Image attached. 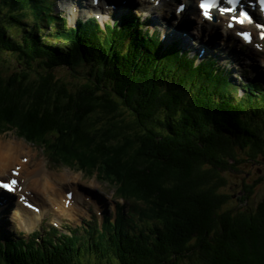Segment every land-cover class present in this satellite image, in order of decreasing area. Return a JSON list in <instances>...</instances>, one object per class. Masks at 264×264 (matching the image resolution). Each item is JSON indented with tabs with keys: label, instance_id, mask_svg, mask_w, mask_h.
I'll use <instances>...</instances> for the list:
<instances>
[{
	"label": "trees",
	"instance_id": "trees-1",
	"mask_svg": "<svg viewBox=\"0 0 264 264\" xmlns=\"http://www.w3.org/2000/svg\"><path fill=\"white\" fill-rule=\"evenodd\" d=\"M45 21L65 44L38 36ZM64 21L50 0H0V54L12 58L0 56V132L99 170L126 205L83 234L0 241V264H264V198L252 213L225 209L220 175L264 158L262 86L239 96L214 59L194 70L181 44L161 50L129 14L104 44L93 20L77 32ZM63 66L72 81L56 75Z\"/></svg>",
	"mask_w": 264,
	"mask_h": 264
},
{
	"label": "rangeland",
	"instance_id": "rangeland-1",
	"mask_svg": "<svg viewBox=\"0 0 264 264\" xmlns=\"http://www.w3.org/2000/svg\"><path fill=\"white\" fill-rule=\"evenodd\" d=\"M66 1H67V4L65 5L60 4L61 0L60 2L59 0H50V3L53 4L54 10L57 11L56 13L61 14L62 16L63 15L66 16L67 19L69 18L70 22L69 21L68 22H69V25L71 26V25H74V20L72 21L70 19V17L72 16H70V14L68 13V12H71L68 6L69 0H63L62 3ZM83 1L86 3L85 12H83L78 17L79 19L88 18L87 16L88 13L86 12V10L88 11L89 6L86 0H83ZM124 1H125V4L119 5L118 9L114 10L113 13L115 14L121 13V16L132 13L133 17L140 16L141 21L143 20L145 24H147L145 28L149 30V33H152V31H154V33H158V36H159V32H160V38H161L162 45L170 44V42H172L171 38L166 36V31H163L161 28H163L162 26L165 25V23L172 21V19L171 20L169 19L168 21L165 22L163 18H164V15H167V14L169 15V12L173 13V11L175 10V2L173 1L169 2L165 6L164 9H159V8L153 9L152 7L148 9L146 5L144 6L142 4L143 3L142 0H136L137 3L131 2V0H124ZM110 5H111V2L109 1L105 6L108 7ZM91 15L92 14H90V16ZM154 19L155 20L158 19L159 23H155ZM43 24L44 25L40 27L42 31L44 32V36H46V38L49 39L51 38V35L48 30V27H46L48 22L45 21L43 22ZM159 24L162 26H160ZM76 25L78 29L75 30V32L80 30L78 21ZM27 27L32 28V24L31 23L28 24ZM69 28H73V27H69ZM221 28L222 27H220V30H219L220 39L224 40L225 34ZM197 32L198 31L195 30L194 27L191 28L189 31H187V34H191V36L194 37V40L192 43L186 42V41L184 42L182 39L178 38L184 43L185 46H187L190 49L191 56L196 54L197 50L199 53V51L203 49L202 48L203 44L198 45L200 41L207 42L206 39L199 37ZM103 33H104V36H107V32L103 31ZM98 34L100 35V33ZM221 40H219L218 42L219 46L216 49H212V45L209 46L207 49H205L206 53L205 55H203V58H205L208 53H212V52H219L222 55H224L220 47H222L223 49L226 47H229L228 46L229 43L225 41L221 42ZM236 42L239 45H241V43L237 39H236ZM229 45L231 47H234V44H229ZM249 51L252 53L253 57L259 58L260 63H259L258 70L259 72H261V74H263V77H264V68H263L264 54H254L251 50ZM242 53L237 58H240L242 56ZM199 58H202V57H199ZM6 60H10V59H8V57L6 56ZM218 60L219 62H217V64H219L221 68L225 67L230 72L229 78L231 79L232 83L236 84V86H240V85L243 86L246 83V82H242L241 79L237 76L241 73V70L246 66L245 62H234L232 61L231 58H225V57H221ZM6 64H9V63H6ZM82 69H83V66L81 64H77L75 66V73H79V74H76L73 77L79 78V77L84 76ZM249 69L254 74H257L256 70L252 66H249ZM206 70H209V69H206ZM78 71H81V72H78ZM71 74L73 73L67 67L59 68L56 71V75L58 77H62L67 82L73 80ZM242 74H244V72H242ZM15 130H16L15 128H6L2 132H0V142L5 144V143L14 141L15 143L19 142V143L24 144V147L27 148V149L24 148L25 151L31 155V160H32V165H30L31 167L35 165L36 163L37 164L39 163L41 164L42 167L48 170V173H56L57 175L59 174L65 175L64 186L62 188V192L57 193L60 195V198L63 196L64 192L65 193L67 192V194L71 193V199H72L74 197V193H73L74 188H76L79 194L83 196L87 195L90 197V198L88 197L90 200L93 199L99 203V205L101 206V207L99 206V209H100L99 212L102 215V219L105 215V211H107L108 215L112 219L113 215H112V212L109 211V209H112L111 206L113 205V203L116 204V202L118 201L117 197L120 196L116 192L117 186H115L114 183L110 184L106 178L100 175L99 170L89 171L90 173H82L80 170H78L76 165H71L72 163L70 161H66L65 164H63L64 162L59 163L56 159L51 158L48 155L47 151L46 153L43 151V148L45 146L43 142L39 140L28 141L24 137H18ZM20 156L25 157L26 153L20 152ZM220 175L225 181L224 186L221 188V192L230 196L228 200V204L224 206L225 209L227 210L249 209V212L251 213L254 212L256 204L260 202L262 198H264V158L259 159L258 163H255V164L252 163L250 166L249 164H246V165L239 164V166L236 167V171L235 170L223 171ZM245 186H247V188L248 186L251 187V190H250L251 192L247 194V199L244 200L242 204L240 203L239 199H241L242 197L246 195L245 192H243L245 189ZM82 198L83 197H81L80 199H75V202L77 205L76 208H78L77 211L79 210V213H81L79 216H77L75 211L73 212L69 210L68 211L69 214L67 216L64 214V216L59 221H57L60 228L63 229V230H60L61 232L64 231L66 232V234L76 233L77 228L79 227L78 232L80 234H83L82 230L84 228H87L88 225L92 227L96 225V223L98 222L97 216L95 215L96 207L92 208L91 207L92 205H89L90 203L93 204V202L89 200L90 201L89 203V201L88 202L84 201ZM16 201L17 200H15L14 204H9V203L6 204V206H4V209L5 208L6 209L2 212L0 211L1 212L0 214V237L1 239L7 238V237L13 238L14 236H18L19 232H21L24 236L19 237L16 240L19 241L20 239H23L25 243H28L29 241H31L28 238V235L37 234L38 232L36 230L41 231L40 235L42 233L47 238H49V236L51 239L59 238V235H57V233L51 234L52 232H50V230H53L55 228V227H51L50 225L51 221L56 224V222H54V216H53L50 206H47V210L45 212L42 223H37L36 226L31 228V230H28V228L27 230H23L21 229L22 227L20 228L19 226L20 218L17 217L18 207L16 209ZM118 202H121V200ZM128 204L129 202L127 201V205ZM138 204L140 207H143V208L147 207V203H145L144 201H138ZM85 209L87 210V212L82 213V211H84ZM34 231L36 232L33 233Z\"/></svg>",
	"mask_w": 264,
	"mask_h": 264
},
{
	"label": "bare ground",
	"instance_id": "bare-ground-1",
	"mask_svg": "<svg viewBox=\"0 0 264 264\" xmlns=\"http://www.w3.org/2000/svg\"><path fill=\"white\" fill-rule=\"evenodd\" d=\"M62 1L63 0H61V3H60L61 5L67 4V1L63 3ZM99 1L100 2L97 5V8H94V9L101 13L103 11L101 9L102 3L109 1V0H99ZM248 1H252V0H248ZM83 2H84L83 0H69L68 6L71 12H68V13L70 14V16H72L70 17L72 21L77 17V15L81 14L83 9H85L84 8L85 4ZM179 3L181 2L178 1L177 5ZM166 5H167L166 0H155L154 5H151L150 7H152L153 9L154 8L164 9ZM73 7L76 8L75 12H72ZM87 12L89 13V11ZM57 15L64 19L67 18L66 16L64 15L62 16L61 14H58V13ZM87 16H90V14H88ZM182 16L184 18V15ZM179 17L180 16L174 15L173 19H178ZM164 18L168 19V16L164 15ZM225 19H227V21L229 20V18H225ZM169 23L170 22H168V26H167L168 29H169ZM192 24L193 23H190L186 21L185 19H183V21L178 23L177 25H174L173 23V26H175V28L173 29L172 32L170 31L171 34H167V35L175 37L176 35L180 34L183 36L186 42L187 41L191 42L193 40V37L191 36V34H187V33L185 34V32L189 31V29L192 26L194 27L195 30L198 31L197 32L198 36L206 39L207 41V42L200 41L198 45L203 44L204 48H208L211 45L212 46L217 45L218 43L217 34L216 33L211 34L212 31L215 32L216 30L212 24L204 23L200 27H197L196 25L194 24L192 25ZM206 24H208L209 26H205ZM100 36L102 37L101 42L104 44L103 31L100 32ZM228 40L231 42L234 41V39L231 36L228 38ZM235 47L237 49L239 48L238 45H235ZM224 50H228V48L226 47L224 48ZM245 56L249 57L250 53L246 51ZM252 65L256 66L255 63H253ZM24 148H25L24 144L19 143V142L15 143L13 141V142L5 143V144L0 142V177H3V176L5 177L6 175L8 176L10 173V170L14 168V166L21 165V172H18V179L20 178L22 179V182L20 184L22 187L21 193L28 192L30 193V195L32 194L33 196L32 199L37 202L36 203L37 206L31 207L30 210L23 208L21 205L18 206L17 217L20 218V222H19L20 228L22 227L21 229L23 230H27V228L28 230H31V228L36 226L37 223L41 222L47 210V206L51 207V210L54 216V221L59 220L61 217L64 216V214L67 216L69 214L68 212L69 210L73 212L75 211L77 216H79L81 213H79V210L77 211L78 208H76L77 205H76L75 199H80L81 197H83L82 199L88 202L90 200L88 196L87 195L83 196L74 189V197L71 199L72 201L71 205L68 206L67 208L64 207L63 205L64 195L60 198V195L57 193L62 192V188L64 186L65 175H62V174L57 175L56 173H48V170L42 167L41 164L39 163L38 164L36 163L35 165L31 167L30 166L32 163L31 155L25 151V149L27 148L25 149ZM20 152L26 153V156H25L26 162H23L22 164H20V158H21ZM90 201H92L93 205L96 206V213H99L98 204L94 200H90ZM86 211L87 210H84L82 211V213H85Z\"/></svg>",
	"mask_w": 264,
	"mask_h": 264
},
{
	"label": "snow or ice",
	"instance_id": "snow-or-ice-1",
	"mask_svg": "<svg viewBox=\"0 0 264 264\" xmlns=\"http://www.w3.org/2000/svg\"><path fill=\"white\" fill-rule=\"evenodd\" d=\"M224 5H237L234 9L232 7H226L221 5V0H199L198 7L201 11V14L206 19H211V13L215 10H218L221 14H231L229 15V27H232L233 23L235 24H244L252 23V20L249 17V14L246 12L245 8L240 6L239 0H223ZM261 8L264 10V0H260ZM234 13V14H233ZM261 25L257 24V28ZM245 41H249L250 36L247 32L238 33ZM260 38L264 39V32L260 33ZM15 180H10L9 182H4L0 180V188L7 189L9 191L13 190L15 185Z\"/></svg>",
	"mask_w": 264,
	"mask_h": 264
}]
</instances>
